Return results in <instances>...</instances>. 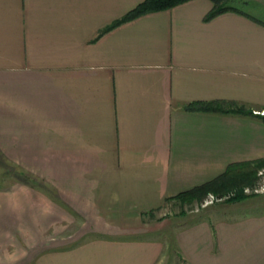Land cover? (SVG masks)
I'll return each mask as SVG.
<instances>
[{"label":"crops","instance_id":"1","mask_svg":"<svg viewBox=\"0 0 264 264\" xmlns=\"http://www.w3.org/2000/svg\"><path fill=\"white\" fill-rule=\"evenodd\" d=\"M141 1L0 0V158L20 167L0 186V252L19 207L50 199L80 230L44 264H264L253 194L134 214L264 157V8L207 17L212 0H186L110 26ZM209 100L228 110L187 107Z\"/></svg>","mask_w":264,"mask_h":264},{"label":"rangeland","instance_id":"2","mask_svg":"<svg viewBox=\"0 0 264 264\" xmlns=\"http://www.w3.org/2000/svg\"><path fill=\"white\" fill-rule=\"evenodd\" d=\"M229 2L231 5L240 9H248L249 5H253V7L260 9L262 6V8H264V0H229ZM262 14L264 16V11ZM261 112L264 113V110H261ZM10 167L20 170L19 165L16 163H12L7 158H0V186H13L15 188L16 185L14 186L13 183L11 184L13 180L11 179V176L13 177V174H9L8 170ZM19 172L23 173L21 177H25L28 180L32 179L35 184L46 183V176H42L44 174L41 176L33 173L29 174V172L23 169ZM256 176L258 179H255V183H259L260 186L253 190H250L249 188L242 190L249 195L253 194L251 196H253L255 200L264 201V169L261 168L260 173L258 172ZM16 192L19 195H24L26 197L27 192L30 193L29 190L25 191L22 186L17 187ZM48 193L53 198L56 196V192L50 184ZM210 195L212 196L209 197ZM228 195L229 194L225 196ZM27 198L31 199V197ZM27 198L23 202H29ZM38 198L41 197L38 196ZM208 198H212V201L216 198L224 199L219 198V196L215 195L213 192H207L200 199H193L192 201H182L181 199L174 200L173 198L167 200L165 204L159 207L151 208L145 211L138 212L135 208L131 209L132 211L136 210L134 214L139 215V218L141 219H152L153 221H158L167 216H171V218H173L174 216L179 217L180 215H195L204 213L206 212L205 208L209 204L218 203V201H210L212 203L208 202L200 204ZM43 202L44 203H42L41 206H37L34 209L31 207H19L18 212H20L18 213L19 217L17 221L18 237L10 240L5 246H3L4 250H1L0 252V264H44L45 259L50 258L51 255H55L58 252L68 250L67 248L73 247V244L77 239V235H74V233L79 232L80 228L79 230H77V228L80 223H75L73 221L72 209L65 205L61 206V204L57 201H51L50 199L49 202H47V200ZM37 203L40 204L41 201ZM24 209H27L28 212H25ZM210 209L209 211H211V213H215V211L212 212V210H218L219 207L215 206ZM171 218L169 217V220H171ZM81 226H83V224H81ZM82 231L84 232L83 228ZM85 235L86 234L83 233V236ZM34 246H36V248ZM33 248L34 255H27V253Z\"/></svg>","mask_w":264,"mask_h":264},{"label":"trees","instance_id":"3","mask_svg":"<svg viewBox=\"0 0 264 264\" xmlns=\"http://www.w3.org/2000/svg\"><path fill=\"white\" fill-rule=\"evenodd\" d=\"M184 1L186 0H142L119 19L111 23L110 26L135 17L139 14L169 8ZM212 2L213 6L208 12L207 17L217 14L225 9L235 7L230 4L229 0H212ZM107 28L109 27L107 26L101 31H104ZM198 104L200 106H198ZM187 107H199L207 111L228 110L227 106H218V104H216L213 100L199 103L192 102ZM233 110L240 112L242 111V108H240V106H235ZM259 116L264 120L263 114ZM261 168L264 169V157H260L255 160H242L230 163L221 174L188 190L179 192L176 197L182 201H192L193 199H200L207 192H213L215 195L219 196V198H225L227 200L239 199L247 195L242 189L249 188L250 190H253L260 186L259 183H255V179H258L256 175ZM227 194L229 195L225 196ZM203 202H201V204Z\"/></svg>","mask_w":264,"mask_h":264},{"label":"built area","instance_id":"4","mask_svg":"<svg viewBox=\"0 0 264 264\" xmlns=\"http://www.w3.org/2000/svg\"><path fill=\"white\" fill-rule=\"evenodd\" d=\"M259 173H260V171H259ZM264 187V186H263ZM212 195H210L209 197H211ZM210 201H212V198L210 199V198H208V199H206L203 203H208V202H210Z\"/></svg>","mask_w":264,"mask_h":264}]
</instances>
